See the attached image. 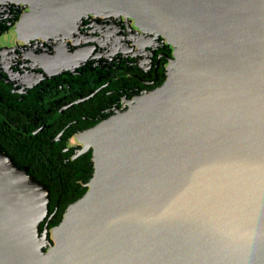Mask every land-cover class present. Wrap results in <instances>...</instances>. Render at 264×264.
I'll list each match as a JSON object with an SVG mask.
<instances>
[{
	"label": "water",
	"instance_id": "95a60500",
	"mask_svg": "<svg viewBox=\"0 0 264 264\" xmlns=\"http://www.w3.org/2000/svg\"><path fill=\"white\" fill-rule=\"evenodd\" d=\"M15 3L22 30L79 19L83 36L88 17L97 52L124 24L132 56L155 36L169 54L159 85L77 137L90 176L55 224L48 186L0 145V264H264V0Z\"/></svg>",
	"mask_w": 264,
	"mask_h": 264
},
{
	"label": "flooded vegetation",
	"instance_id": "af4514ba",
	"mask_svg": "<svg viewBox=\"0 0 264 264\" xmlns=\"http://www.w3.org/2000/svg\"><path fill=\"white\" fill-rule=\"evenodd\" d=\"M25 10L15 0H0V37L10 36L0 42V144L46 182L57 209L80 195L90 176V155L78 153L77 137L132 92L159 85L169 51L155 36L146 52L132 56L135 40H126L123 24V46L97 52L88 17L83 36L79 19L66 31L22 30L17 20Z\"/></svg>",
	"mask_w": 264,
	"mask_h": 264
},
{
	"label": "trees",
	"instance_id": "16d2710c",
	"mask_svg": "<svg viewBox=\"0 0 264 264\" xmlns=\"http://www.w3.org/2000/svg\"><path fill=\"white\" fill-rule=\"evenodd\" d=\"M6 151H7V153L8 154H10L18 163H20V164H22L19 160H17L2 144H0ZM86 154H88V155H90V152L88 151V153H86ZM32 174H34V173H32ZM34 176L36 177V178H38L35 174H34ZM38 179H40V180H42L41 178H38ZM43 182H44V180H42ZM45 184H46V182H44ZM47 185V184H46ZM48 186V185H47ZM48 188H49V190H50V208H54V201H53V198H54V195H53V193H52V191H51V189H50V187L48 186ZM84 191V190H83ZM79 196V195H78ZM77 196V197H78ZM75 199V198H74ZM73 199V200H74ZM72 201V200H71ZM67 205V204H66ZM65 204L64 205H61V207H57V209H56V211H55V216L54 217H52L51 218V220L49 221V223H48V225L49 226H51V225H53V224H55L56 222H57V219H58V217H59V215H60V213L62 212V210L65 208V206H66Z\"/></svg>",
	"mask_w": 264,
	"mask_h": 264
},
{
	"label": "rangeland",
	"instance_id": "374dc122",
	"mask_svg": "<svg viewBox=\"0 0 264 264\" xmlns=\"http://www.w3.org/2000/svg\"><path fill=\"white\" fill-rule=\"evenodd\" d=\"M9 37H10L9 35L0 37V42L9 39Z\"/></svg>",
	"mask_w": 264,
	"mask_h": 264
},
{
	"label": "bare ground",
	"instance_id": "6f19581e",
	"mask_svg": "<svg viewBox=\"0 0 264 264\" xmlns=\"http://www.w3.org/2000/svg\"><path fill=\"white\" fill-rule=\"evenodd\" d=\"M84 134H85V133L80 134L79 137L81 138V136H84Z\"/></svg>",
	"mask_w": 264,
	"mask_h": 264
}]
</instances>
